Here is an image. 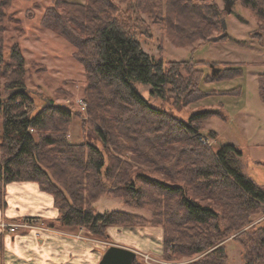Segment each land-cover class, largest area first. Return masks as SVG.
Listing matches in <instances>:
<instances>
[{
	"label": "trees",
	"instance_id": "obj_1",
	"mask_svg": "<svg viewBox=\"0 0 264 264\" xmlns=\"http://www.w3.org/2000/svg\"><path fill=\"white\" fill-rule=\"evenodd\" d=\"M235 1L256 18L264 46V0ZM10 4L0 0V93L8 91L0 94V208L7 184L35 182L53 198L59 213L55 223L83 228L95 239L108 240L110 227L159 226L164 261L201 256L185 264H227L221 243L241 231L234 242L243 264H263L264 225L242 230L251 217L264 213V187L242 172L238 147L222 143L215 149L204 142L216 138L215 132H204V122L224 115L204 109L184 122L151 106L133 86L148 85L152 97L165 100L174 94L185 104L204 97L200 84L212 82L210 75L203 76L190 61L154 59L142 50L138 34L145 15L177 46L213 41V33L222 29V10L213 0H52L42 13L40 25L72 45L73 57L84 68V100L107 165L94 145L65 139L68 108L46 104L34 112L20 47L13 44L8 61L3 57V21ZM222 33L215 41L228 40ZM239 66L223 67L218 80L238 76ZM257 83L264 102V73ZM135 170L137 187L130 178ZM102 196L147 210L150 218L98 212L93 204ZM133 264L141 263L135 259Z\"/></svg>",
	"mask_w": 264,
	"mask_h": 264
},
{
	"label": "rangeland",
	"instance_id": "obj_2",
	"mask_svg": "<svg viewBox=\"0 0 264 264\" xmlns=\"http://www.w3.org/2000/svg\"><path fill=\"white\" fill-rule=\"evenodd\" d=\"M64 1L78 4L85 2V0ZM213 2L222 10L220 21L224 19L225 28L221 30L222 34L228 35V40L225 42L215 41L222 32L219 30L213 33V41L195 42L185 47L177 46L168 37L164 28L148 23L145 15H141L143 22L138 34L142 50L154 59L161 58L165 62L190 61L193 63L191 65L193 69L200 71L203 76L210 75L212 82L200 84L204 97L198 102L185 104L182 98L174 94H169L165 100H160L149 94L148 85L135 82L133 86L151 106L184 122L192 113L204 109L219 110L224 118L213 116L203 125L204 132L213 131L216 133V138L204 139V142L215 149L222 143L238 147L242 152V172L257 185L264 187V102L259 98L257 83L258 75L264 73L263 37L257 29L256 18L240 3L233 0L229 11H224L226 0H213ZM51 3L52 0H11L7 16L3 21L1 46L4 60L8 61L10 47L17 44L25 59L27 72L24 84L33 98L34 112L50 101L53 105L68 108L71 118L65 139L76 144L90 143L104 152L93 130L95 121L87 112V103L84 100L86 74L82 65L73 57L75 49L65 39L40 25L42 13L51 6ZM240 63L242 67L238 76L218 80L223 67L228 65L240 67ZM213 69L216 70L215 74H212ZM237 88H240V92ZM188 91L189 87L186 88L185 93ZM0 94L5 96L8 91H1ZM104 159L107 165L109 159L105 152ZM137 172L138 170H135L130 177L134 187L138 186L135 179ZM143 172L150 178L162 179L158 173ZM93 207L98 212L117 210L150 218L147 210L131 208L126 206L122 199H112L107 196L98 198ZM250 220L251 223L242 231L264 225V213L257 214ZM10 227L15 228L14 225ZM133 229L138 228H127L130 231ZM240 232L221 243L225 246L228 255L227 264H243L240 248L234 242ZM101 241L106 247L110 244L108 240ZM199 257L201 256L191 260L182 258L176 263H170L162 259V252L161 254L155 250L151 253L136 252V261L141 264H185Z\"/></svg>",
	"mask_w": 264,
	"mask_h": 264
},
{
	"label": "crops",
	"instance_id": "obj_3",
	"mask_svg": "<svg viewBox=\"0 0 264 264\" xmlns=\"http://www.w3.org/2000/svg\"><path fill=\"white\" fill-rule=\"evenodd\" d=\"M58 214L52 196L35 182L7 184L0 208V264H98L112 244L136 252H162L160 227L147 226L135 231L110 227V244L106 247L83 228L55 223ZM11 225L15 226L13 232L9 230Z\"/></svg>",
	"mask_w": 264,
	"mask_h": 264
},
{
	"label": "water",
	"instance_id": "obj_4",
	"mask_svg": "<svg viewBox=\"0 0 264 264\" xmlns=\"http://www.w3.org/2000/svg\"><path fill=\"white\" fill-rule=\"evenodd\" d=\"M233 0H226L224 11H229ZM222 29L224 26V19L221 20ZM216 70H212V74H215ZM52 105V101L49 102ZM136 259V252L119 245H110L101 256L98 264H133ZM264 264V263H263Z\"/></svg>",
	"mask_w": 264,
	"mask_h": 264
},
{
	"label": "built area",
	"instance_id": "obj_5",
	"mask_svg": "<svg viewBox=\"0 0 264 264\" xmlns=\"http://www.w3.org/2000/svg\"><path fill=\"white\" fill-rule=\"evenodd\" d=\"M10 231H13L14 229L12 228V227H10V229H9Z\"/></svg>",
	"mask_w": 264,
	"mask_h": 264
}]
</instances>
